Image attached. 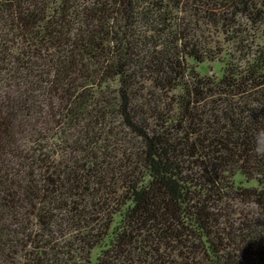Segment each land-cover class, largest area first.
<instances>
[{
	"label": "trees",
	"instance_id": "trees-1",
	"mask_svg": "<svg viewBox=\"0 0 264 264\" xmlns=\"http://www.w3.org/2000/svg\"><path fill=\"white\" fill-rule=\"evenodd\" d=\"M0 264H264V0H0Z\"/></svg>",
	"mask_w": 264,
	"mask_h": 264
},
{
	"label": "rangeland",
	"instance_id": "rangeland-1",
	"mask_svg": "<svg viewBox=\"0 0 264 264\" xmlns=\"http://www.w3.org/2000/svg\"><path fill=\"white\" fill-rule=\"evenodd\" d=\"M247 31H248V34H250V35H253V33H255L256 31L254 30V29H252L251 30V28H250V26L247 28ZM216 41H218V43H215V46H216V49H222L223 48V46L219 43V42H221L219 39H217ZM224 46H226L225 47V50H227V49H230V46H228V45H224ZM210 50L212 51V52H214L215 51V49H214V47L211 45L210 46ZM217 52H214V54H216ZM215 57V56H214ZM205 66H207L208 68H209V71H212V73H214L215 74V71H216V69L217 68H219V66H220V64H217V63H205L204 64ZM203 66V65H202ZM200 67L201 66H198L197 68L200 70ZM204 68V70H203V72H205L206 71V69H205V67H203Z\"/></svg>",
	"mask_w": 264,
	"mask_h": 264
}]
</instances>
